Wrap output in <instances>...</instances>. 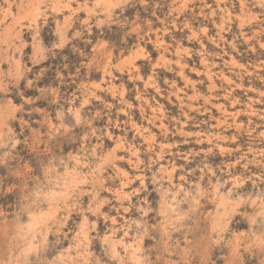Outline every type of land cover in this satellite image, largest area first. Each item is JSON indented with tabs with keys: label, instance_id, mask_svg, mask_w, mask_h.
I'll list each match as a JSON object with an SVG mask.
<instances>
[{
	"label": "rangeland",
	"instance_id": "rangeland-1",
	"mask_svg": "<svg viewBox=\"0 0 264 264\" xmlns=\"http://www.w3.org/2000/svg\"><path fill=\"white\" fill-rule=\"evenodd\" d=\"M0 198V264H264V0H0Z\"/></svg>",
	"mask_w": 264,
	"mask_h": 264
},
{
	"label": "trees",
	"instance_id": "trees-1",
	"mask_svg": "<svg viewBox=\"0 0 264 264\" xmlns=\"http://www.w3.org/2000/svg\"><path fill=\"white\" fill-rule=\"evenodd\" d=\"M66 53V52H65ZM62 54H64V53H62ZM61 54V55H62ZM67 54V56H69V60H68V62H67V64L69 65V70L70 71H72V72H75V70H76V63L74 62V58H73V56L71 55L72 53H70V54H68V52L66 53ZM64 62H63V60H62V58L61 57H59L57 60H53V61H51V62H49V63H47V66H48V64L50 65V64H54V66H55V68L58 66V64H63ZM12 199L13 198V196H7V199ZM1 199V198H0ZM6 199V200H7ZM3 201H5V199H1V201H0V205L3 203Z\"/></svg>",
	"mask_w": 264,
	"mask_h": 264
}]
</instances>
